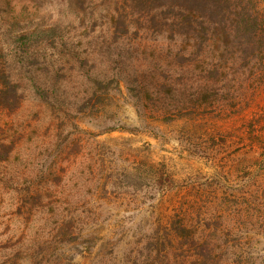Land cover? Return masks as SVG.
I'll list each match as a JSON object with an SVG mask.
<instances>
[{
	"label": "trees",
	"instance_id": "obj_1",
	"mask_svg": "<svg viewBox=\"0 0 264 264\" xmlns=\"http://www.w3.org/2000/svg\"><path fill=\"white\" fill-rule=\"evenodd\" d=\"M4 4L10 2L0 0V13ZM59 4L75 13L72 21L0 15V193L12 201L9 216L23 226L7 225L0 264H79L69 253L85 244L89 253L97 251V264L115 262L120 231L97 225L101 213L80 203L92 195L86 190L92 180L82 174L70 191L66 170L56 164L65 160L77 140L71 130L83 120L104 124L98 136L116 130L106 125L112 122L107 115L122 86L156 121L206 124L248 97L255 100L256 79L264 76V15L257 0ZM26 91L39 110L24 107ZM88 133L86 159L94 167L90 144L97 135ZM172 217L177 220L163 231L146 228L142 262L150 264L154 255L169 260L179 251L169 264H241L220 238L223 225L200 227L186 213ZM100 235L105 244L95 240ZM131 253L125 264H137Z\"/></svg>",
	"mask_w": 264,
	"mask_h": 264
},
{
	"label": "rangeland",
	"instance_id": "obj_2",
	"mask_svg": "<svg viewBox=\"0 0 264 264\" xmlns=\"http://www.w3.org/2000/svg\"><path fill=\"white\" fill-rule=\"evenodd\" d=\"M5 1L10 5L1 6L3 16L15 12L51 21L75 18L59 0ZM257 5L262 17L264 0H257ZM256 84L260 90L255 100L246 95L249 101L245 104L228 108L225 115L215 114L206 124L156 121L122 86L114 94V107L107 115L112 122L106 125L116 130L98 136L105 127L95 120H83L78 131L71 130L72 139L77 140L56 167L66 170L70 191L80 175L92 180L86 189L92 195L81 198L80 203L101 213L94 218L97 225L120 231L113 264H125L130 252L132 261L148 264L142 262L147 256L143 250L147 241L142 236L146 228L153 225L163 231L171 220H177L172 216L184 213L200 227L207 223L223 225L226 230L218 236L228 242L231 256L240 255L241 264H264V76L257 78ZM24 107L39 110L30 91H26ZM88 132L97 135L90 144L96 151L94 167L86 159ZM78 150L80 153L75 154ZM88 166L95 171L93 176H89ZM11 202L2 191L0 243L10 231L8 224L10 229L23 227L6 210ZM15 211L14 207L11 212ZM122 228L130 229L129 236L122 234ZM103 236L95 240L105 244L108 238L99 240ZM177 242L173 246H178ZM88 246L73 247L69 255L76 254L79 264H97V251L89 253ZM106 251L107 247L101 250ZM177 256L156 260L154 255L150 264L173 263Z\"/></svg>",
	"mask_w": 264,
	"mask_h": 264
}]
</instances>
